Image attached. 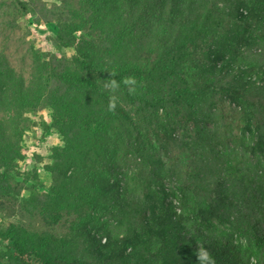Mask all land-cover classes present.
Returning <instances> with one entry per match:
<instances>
[{"label":"trees","instance_id":"1","mask_svg":"<svg viewBox=\"0 0 264 264\" xmlns=\"http://www.w3.org/2000/svg\"><path fill=\"white\" fill-rule=\"evenodd\" d=\"M58 25L55 42L75 54L36 56L29 81L0 49V195L25 157L27 108L50 105L64 145L51 191L33 202L54 221L79 214V246L12 224L5 246L17 263L201 264L203 249L211 264H264V169L198 148L215 102L228 100L255 139L249 152L264 155V0H80ZM180 120L197 129L177 156L164 146L169 162L150 130L160 137Z\"/></svg>","mask_w":264,"mask_h":264},{"label":"rangeland","instance_id":"2","mask_svg":"<svg viewBox=\"0 0 264 264\" xmlns=\"http://www.w3.org/2000/svg\"><path fill=\"white\" fill-rule=\"evenodd\" d=\"M29 3L28 9L26 4ZM80 0H0V49L8 56L18 72L26 80L31 78L34 59L38 55L70 58L75 54V47L55 42L59 22L70 14V9L79 6ZM78 36L90 34L88 29L77 32ZM213 114L204 124L211 138L198 144L211 156H220L213 160L225 163L232 169L249 166L251 169H264V155H251L247 145L255 141L252 134L245 129L242 114L234 110L228 100L215 102ZM179 120V117H176ZM25 130L22 143L26 148L25 157L18 160V166L9 173L12 190L0 195V264H18L12 256V249L5 244L9 241L4 234L12 224L23 226L34 237H44L47 242H55L58 247H78L79 239L74 235L75 222L79 214L65 213L61 219L54 221L35 206L36 194L50 192L54 177L49 169L56 146L64 145V137L54 125L53 109L45 104L40 108H27L25 112ZM203 122H200V125ZM199 125V126H200ZM150 130L155 144L161 149L160 154L166 159L168 151L180 154L178 140H191L197 129V121L173 123L167 131H161L157 137ZM175 137V138H174ZM159 138V139H158ZM185 155L180 170H185ZM171 192L178 201L183 196L180 186L169 183ZM97 215L101 221L112 217L107 213ZM217 230H231L230 225L218 224ZM240 240L244 241V238Z\"/></svg>","mask_w":264,"mask_h":264},{"label":"clouds","instance_id":"3","mask_svg":"<svg viewBox=\"0 0 264 264\" xmlns=\"http://www.w3.org/2000/svg\"><path fill=\"white\" fill-rule=\"evenodd\" d=\"M123 82L124 83H132V78L131 77H125L123 78ZM112 86L114 87L116 85V81L112 80L111 81ZM111 107V104H110ZM196 258L201 262V264H211V258L208 255V253L201 249L197 254H196Z\"/></svg>","mask_w":264,"mask_h":264}]
</instances>
